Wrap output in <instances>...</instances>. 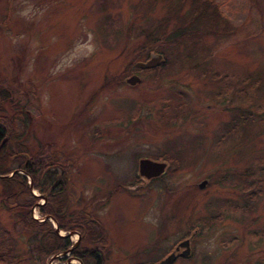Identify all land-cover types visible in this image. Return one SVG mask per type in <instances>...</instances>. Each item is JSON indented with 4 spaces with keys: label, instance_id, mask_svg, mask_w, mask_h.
Instances as JSON below:
<instances>
[{
    "label": "rangeland",
    "instance_id": "1",
    "mask_svg": "<svg viewBox=\"0 0 264 264\" xmlns=\"http://www.w3.org/2000/svg\"><path fill=\"white\" fill-rule=\"evenodd\" d=\"M207 2L216 20L194 32L191 0H0V85L16 103L0 112L30 151L49 143L67 163V209L98 218L104 264H152L186 228L196 257L173 264H264V0ZM157 38L168 63L119 78ZM142 157L162 174L140 176ZM8 204L0 195L17 264H66L31 253Z\"/></svg>",
    "mask_w": 264,
    "mask_h": 264
},
{
    "label": "trees",
    "instance_id": "2",
    "mask_svg": "<svg viewBox=\"0 0 264 264\" xmlns=\"http://www.w3.org/2000/svg\"><path fill=\"white\" fill-rule=\"evenodd\" d=\"M198 1L201 0H191L194 6L192 5L187 10V16L190 18L189 23L194 27V32L200 31L199 28L202 27V24L211 26L210 21L214 22L217 16L215 8L210 5L212 1L207 2L205 0L206 2H204L203 0L200 15L202 17L200 20L197 19L194 14L195 5ZM207 6L213 8V12L210 10V14L206 12ZM181 22H183V16ZM180 27L183 29V24L176 26L175 30L171 32V37L180 33ZM155 42L159 45L157 48L153 46L140 48L136 55L130 58L128 66L143 51H146V57L152 51L161 52L164 57L158 65L150 68H159L168 63L169 59L165 55L169 51L165 52L161 47L163 39L157 38ZM125 70L128 72L127 68ZM127 72H120L122 74H118L119 78ZM106 84L107 81L102 86ZM1 101H7L16 106L9 89L0 85ZM18 113L24 122L26 118H23L25 114L21 106H19ZM24 133V129H16V123L11 115L0 112V174H7L14 170L10 175H0V195L4 203H10L8 204L9 208L15 209V213L18 215L15 223H19L21 229L32 230L29 239L35 240V242L31 244L29 250L31 253L32 251L34 253L35 251L41 252L44 257L50 258L51 255L67 250L72 244L69 236L57 233L52 220L49 218L51 217L59 230L66 232L73 229L79 233L78 243L69 249L68 256L76 257L82 264H104L106 257L103 252L102 241L105 235L98 218L88 213H73L67 209L69 203V198L65 193L67 163L62 162L63 160L59 158L60 154L57 150L50 151L49 143L45 145L38 143V148L33 152L30 151L24 137L20 136ZM69 159L66 158L67 161ZM7 162H10L11 165H8ZM32 190H36L37 194L32 193ZM252 194L254 197L255 193ZM40 195L45 198L41 203H37ZM32 206L36 207L40 217L44 215L46 217L42 219L33 217L31 215ZM98 241H100L99 244H97ZM62 256L56 255V258ZM19 261L20 257L15 249L13 238L7 229L0 226V264H17Z\"/></svg>",
    "mask_w": 264,
    "mask_h": 264
},
{
    "label": "water",
    "instance_id": "3",
    "mask_svg": "<svg viewBox=\"0 0 264 264\" xmlns=\"http://www.w3.org/2000/svg\"><path fill=\"white\" fill-rule=\"evenodd\" d=\"M160 53H155V54H151L147 59L145 60H136L134 62V64L136 66H139L141 68H145V67H150V66H154L158 63V60L160 58ZM140 78L138 77V75L132 73L130 75H128L126 78H125V81L130 83V84H133L137 81H139ZM164 166H165V163L163 161H158V160H151L149 158H139L138 159V162H137V172L138 174L146 177V178H149V177H153V176H156L158 174H160L163 169H164ZM14 171V170H13ZM13 171L7 173V174H0V175H10ZM205 180H202L198 183L199 186H203ZM32 193L35 194V192L32 191ZM44 200V196L42 195L41 196ZM37 203H40V202H37ZM46 217V215H44L42 218ZM53 225L55 227V230L57 231L58 234L60 235H65V236H69L71 234H76V239L74 240L73 244H71L67 250H69L73 245H75L77 243V240H78V237H79V233L76 231V230H68L67 232H61L59 230V228L57 227V224L56 222L53 220ZM178 245H184V249H183V253H187L188 251V244H187V240L184 239L182 241H180L178 243ZM64 252V251H63ZM62 252V253H63ZM53 256L55 255H51L49 259L53 258ZM71 258H75L78 262V264H82L81 261L79 259H77L76 257H71V256H68L66 258V264L67 262H70L71 261ZM170 261V254L166 257L165 260H163L162 262H169Z\"/></svg>",
    "mask_w": 264,
    "mask_h": 264
},
{
    "label": "flooded vegetation",
    "instance_id": "4",
    "mask_svg": "<svg viewBox=\"0 0 264 264\" xmlns=\"http://www.w3.org/2000/svg\"><path fill=\"white\" fill-rule=\"evenodd\" d=\"M156 53H160V55L162 56V53L161 52H158L157 51ZM162 59H163V56H162ZM162 59L159 60V62L156 65H158L162 61ZM134 62H133V66L134 67L133 68L132 67H128L129 68V71H128V73L126 75H130L132 73L138 75V77L140 78V80L137 81V82H135V83H139L141 81V77L139 76V74L136 73L137 71L135 69L136 68H141V67L136 66L134 64ZM203 64H204L203 65L204 68L208 67V63H203ZM156 65H154V66H156ZM203 66H202V68H203ZM213 68H212V70H213ZM213 72H215V71H213ZM126 75L123 78L124 81H125ZM213 77L214 76H212V79H213ZM126 83H128V82H126ZM135 83H133V84H135ZM128 84H130V83H128ZM186 87L188 88L187 85H186ZM156 160H160V159H156ZM160 161H162V160H160ZM164 169H165V166H164ZM217 214L223 216V213H221V212H218ZM184 223L186 225V222H184ZM187 231H188V229L186 228L184 230V232H187ZM184 232H183V236L177 237L175 240H173V242L169 243L165 247V249H163V250L154 249V251H156L157 253H153L154 251L151 252L150 254H152V255H150L151 258L149 259V261L152 264H173V263H175L177 261L183 262L185 260L192 259L193 257H196L195 256V253H196L195 239L197 238V233L187 232V234H185ZM184 239L187 240V244H188V251H187V253H183L182 252L183 249L185 248L184 245H178V243L180 241L184 240ZM169 254H170V261L169 262H166V263L165 262H162L163 260L166 259V257ZM199 256L203 257L204 255H197V258Z\"/></svg>",
    "mask_w": 264,
    "mask_h": 264
}]
</instances>
